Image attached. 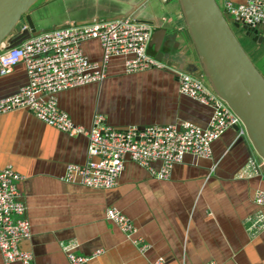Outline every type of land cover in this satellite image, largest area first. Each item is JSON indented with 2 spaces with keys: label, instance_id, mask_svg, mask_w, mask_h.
<instances>
[{
  "label": "crops",
  "instance_id": "obj_1",
  "mask_svg": "<svg viewBox=\"0 0 264 264\" xmlns=\"http://www.w3.org/2000/svg\"><path fill=\"white\" fill-rule=\"evenodd\" d=\"M57 1L67 15L47 29L133 16L166 30L161 52L171 63H165L166 69L126 74L125 59L112 58L105 80L58 95L60 109L75 125L88 131L94 118L102 116L116 129L187 122L208 126L212 107L179 93L175 71L200 77V69L181 11L176 3L169 7L173 0ZM81 50L91 62L103 63L98 41H85ZM149 54L156 57L154 47ZM27 83L23 65L0 76V100ZM241 130L230 129L215 141L210 160L186 156L165 181L127 158L116 187L106 190L63 180L68 165L87 164L86 136L71 138L26 110L0 116V172L12 167L23 178L17 188L30 225V237L19 247L32 254L34 264H70L64 245L74 246L73 253L83 257L100 252L86 264H154L159 259L163 264H264V230H250L248 222L264 214L254 202L256 193L264 191V166ZM250 161L258 175L239 178ZM152 167L158 171L161 164ZM109 208L133 223L134 238L150 246L147 253L142 255L107 220ZM0 264H5L1 254Z\"/></svg>",
  "mask_w": 264,
  "mask_h": 264
},
{
  "label": "built area",
  "instance_id": "obj_2",
  "mask_svg": "<svg viewBox=\"0 0 264 264\" xmlns=\"http://www.w3.org/2000/svg\"><path fill=\"white\" fill-rule=\"evenodd\" d=\"M169 3L172 0H159ZM222 11L231 24L255 27L264 26V0H246L234 4L220 0ZM221 8V7H220ZM27 28L22 24L21 31ZM155 27L139 23L133 16L118 20H97L85 25H69L53 29L25 40L15 48L0 46V76H6L15 67L23 65L28 76L26 86L16 94L0 100V116L15 110H26L44 124L67 134L71 138L86 136L88 162L84 166L68 165L63 180L79 183L91 189L116 187L124 171L126 159L148 170L159 180H169L172 169L188 155L201 160L212 159V145L228 130L240 126L239 119L210 89L201 77L175 71L179 93L201 105L213 109L206 128L192 123L180 125H153L144 128L116 129L106 124L102 116L94 118L90 130L77 126L68 114L60 109L58 95L64 91L102 82L106 67L112 58L123 57L126 74L141 73L150 69H166L167 65L149 54ZM98 41L103 51V63L91 62L81 50L85 41ZM241 134H244L241 130ZM160 163L157 171L152 166ZM258 175L257 165L250 161L238 173L241 179ZM23 178L7 167L0 172V254L5 264H34L31 253L23 251L20 241L30 237V225L25 219L26 207L19 200L18 183ZM256 205L264 208V191L254 197ZM106 218L113 223L144 255L150 250L137 235L133 223L119 210L109 208ZM250 230H264V214L248 220ZM74 246L64 245L70 264H86L91 257L73 253ZM163 259L154 264H163ZM214 264V263H209Z\"/></svg>",
  "mask_w": 264,
  "mask_h": 264
},
{
  "label": "water",
  "instance_id": "obj_3",
  "mask_svg": "<svg viewBox=\"0 0 264 264\" xmlns=\"http://www.w3.org/2000/svg\"><path fill=\"white\" fill-rule=\"evenodd\" d=\"M39 1L0 0V46L6 43L8 48H15L43 32L69 26L39 30L30 15ZM177 1L187 37L199 64L197 75L206 79L213 93L239 119L240 126L234 127V130L240 132L243 129L264 166V75L257 69L235 33V30L242 29L246 37H251L253 43L264 48V26L250 27L238 22L231 24L230 17L221 10L217 0ZM21 23L27 24L23 31ZM165 35V29L156 27L150 46L156 51L155 58L170 67L171 63L161 52Z\"/></svg>",
  "mask_w": 264,
  "mask_h": 264
},
{
  "label": "rangeland",
  "instance_id": "obj_4",
  "mask_svg": "<svg viewBox=\"0 0 264 264\" xmlns=\"http://www.w3.org/2000/svg\"><path fill=\"white\" fill-rule=\"evenodd\" d=\"M175 3L179 7L177 0H173L169 7H172ZM217 3L222 9L221 1L217 0ZM165 8L167 9L168 7ZM67 12V8L57 0H40L30 11V15L32 16L33 22L39 30H47V28H50L51 26H53V24L66 16ZM176 19L177 18H173L172 20L175 21ZM235 31L237 32L240 41H242L244 45L248 46L249 44L247 45L246 40L248 37L244 35L243 30L240 29ZM260 55L261 56L258 58V66L260 69L258 67L257 68L264 75V49H261ZM208 88L210 89V91H212L209 86Z\"/></svg>",
  "mask_w": 264,
  "mask_h": 264
},
{
  "label": "trees",
  "instance_id": "obj_5",
  "mask_svg": "<svg viewBox=\"0 0 264 264\" xmlns=\"http://www.w3.org/2000/svg\"><path fill=\"white\" fill-rule=\"evenodd\" d=\"M20 26H22V23L20 24ZM246 40H247V45L249 44L248 46L244 45L243 42L240 41V39H239L242 47L247 52V54L250 56V58L252 59L253 63L255 64V66L259 68V66H258V58L261 56L260 55L261 49L263 50L264 48L261 45L253 43L251 38H247ZM204 84L208 85L206 81H204Z\"/></svg>",
  "mask_w": 264,
  "mask_h": 264
},
{
  "label": "flooded vegetation",
  "instance_id": "obj_6",
  "mask_svg": "<svg viewBox=\"0 0 264 264\" xmlns=\"http://www.w3.org/2000/svg\"><path fill=\"white\" fill-rule=\"evenodd\" d=\"M235 33H236V35H237V32L235 31ZM237 37H238V35H237ZM239 38V37H238ZM251 38V37H250ZM251 40H252V38H251Z\"/></svg>",
  "mask_w": 264,
  "mask_h": 264
}]
</instances>
